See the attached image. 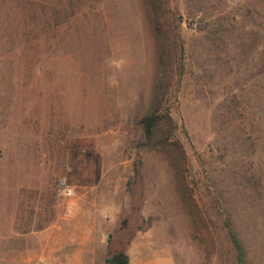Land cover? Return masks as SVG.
Returning a JSON list of instances; mask_svg holds the SVG:
<instances>
[{"label":"rangeland","instance_id":"374dc122","mask_svg":"<svg viewBox=\"0 0 264 264\" xmlns=\"http://www.w3.org/2000/svg\"><path fill=\"white\" fill-rule=\"evenodd\" d=\"M152 1L179 25L176 62L184 47L169 152L158 135L139 147L157 64L150 0H0V223L20 233L0 251L23 252L51 221L78 236L85 208L106 255L138 239L178 264H236L228 219L246 264H264V0Z\"/></svg>","mask_w":264,"mask_h":264},{"label":"crops","instance_id":"0c3cea01","mask_svg":"<svg viewBox=\"0 0 264 264\" xmlns=\"http://www.w3.org/2000/svg\"><path fill=\"white\" fill-rule=\"evenodd\" d=\"M32 179L33 174L29 176V180ZM79 210L72 209L68 212L75 213ZM82 210L79 213L83 220L81 218L76 222L80 230L78 236L59 235L63 227L58 224V218V221H51L49 226L39 231L31 229L28 234H24L21 238L27 247L23 252L13 249L8 252L0 251V264H105L107 255L97 229L96 212L85 208ZM19 235L16 222L0 223L1 239L12 241ZM137 241L139 240L135 239L126 252L129 264H178L173 251L160 249L146 254ZM34 242L37 244L36 250L33 248ZM133 249H137V252L132 254Z\"/></svg>","mask_w":264,"mask_h":264},{"label":"trees","instance_id":"16d2710c","mask_svg":"<svg viewBox=\"0 0 264 264\" xmlns=\"http://www.w3.org/2000/svg\"><path fill=\"white\" fill-rule=\"evenodd\" d=\"M60 4H54L53 8ZM79 4H77V7ZM149 9L151 10V25L152 30L157 41V64L155 81L152 89V96L149 102L146 113L138 120V124L142 129L144 143H141L139 147H150L153 139L156 135L158 138V146L166 151H173L179 148V143L172 140V135L176 130V124L173 122L170 110L173 103L167 98L169 88L173 85V81L176 84V89L179 88L181 83V77L184 72L183 59H184V47L179 48V58L177 62L174 60L173 48L169 43V35L173 30L178 32V23H170L163 17L165 16L164 10L150 0ZM58 11V10H57ZM175 66L177 68H175ZM176 77V80H175ZM141 162H137V168L135 174H140ZM223 225L227 230L230 242L236 253V264H246L245 251L241 245L235 231L231 227V223L228 219L223 221ZM105 264H129V257L125 251L120 250L114 253H108L105 258Z\"/></svg>","mask_w":264,"mask_h":264},{"label":"built area","instance_id":"2783aa9c","mask_svg":"<svg viewBox=\"0 0 264 264\" xmlns=\"http://www.w3.org/2000/svg\"><path fill=\"white\" fill-rule=\"evenodd\" d=\"M56 192L59 196L64 198H71L73 196V189L71 185L64 179L57 180Z\"/></svg>","mask_w":264,"mask_h":264},{"label":"water","instance_id":"95a60500","mask_svg":"<svg viewBox=\"0 0 264 264\" xmlns=\"http://www.w3.org/2000/svg\"><path fill=\"white\" fill-rule=\"evenodd\" d=\"M108 238L110 239V238H111V236H109ZM108 243H109V241H108Z\"/></svg>","mask_w":264,"mask_h":264}]
</instances>
